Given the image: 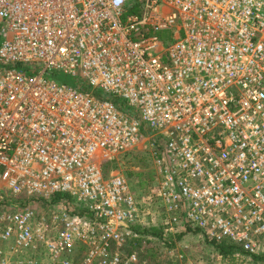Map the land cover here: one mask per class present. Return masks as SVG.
<instances>
[{
  "label": "built area",
  "instance_id": "2783aa9c",
  "mask_svg": "<svg viewBox=\"0 0 264 264\" xmlns=\"http://www.w3.org/2000/svg\"><path fill=\"white\" fill-rule=\"evenodd\" d=\"M141 145L155 212L104 169ZM155 228L264 257V0H0V264H148Z\"/></svg>",
  "mask_w": 264,
  "mask_h": 264
},
{
  "label": "rangeland",
  "instance_id": "374dc122",
  "mask_svg": "<svg viewBox=\"0 0 264 264\" xmlns=\"http://www.w3.org/2000/svg\"><path fill=\"white\" fill-rule=\"evenodd\" d=\"M57 78L61 82L74 84L71 77L59 75ZM104 169L106 173L116 170L123 174L128 179L133 193L140 200L149 196L151 210L154 212L158 210L155 196V169L143 145L107 162ZM145 239L147 240L141 241L140 244H133L132 247L139 252L141 258L148 260V264H264V260L249 259L239 250L222 255L217 248V243L209 241L198 231H193L183 237H171L169 245L172 253H169L160 243L161 239L153 241L151 235Z\"/></svg>",
  "mask_w": 264,
  "mask_h": 264
},
{
  "label": "trees",
  "instance_id": "16d2710c",
  "mask_svg": "<svg viewBox=\"0 0 264 264\" xmlns=\"http://www.w3.org/2000/svg\"><path fill=\"white\" fill-rule=\"evenodd\" d=\"M58 198L60 199L61 195H57L56 199H58ZM148 235L160 236V230L155 228L152 232H149V233L141 232V236L137 237V244H140L141 241L143 240V238L145 236H148ZM217 248L219 249V251L221 252L222 255L231 254L235 250L241 251L239 248H237L235 245H233L229 242L219 243V244H217ZM255 259L256 260L257 259L264 260V257H255Z\"/></svg>",
  "mask_w": 264,
  "mask_h": 264
}]
</instances>
